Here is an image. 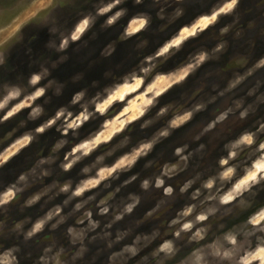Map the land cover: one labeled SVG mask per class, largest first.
<instances>
[{"label":"clouds","instance_id":"9594fccd","mask_svg":"<svg viewBox=\"0 0 264 264\" xmlns=\"http://www.w3.org/2000/svg\"><path fill=\"white\" fill-rule=\"evenodd\" d=\"M134 2L139 5L142 0ZM240 3L241 0H216L209 10L183 24L153 54L143 57L138 70L125 73L119 81L91 95L85 88L75 91L68 105L58 106L45 119L41 120L45 112L41 101L54 82L49 67L32 71L26 86L0 83V126L26 110L29 121L40 120L34 130L25 128L0 142V264H264V202L254 207L258 200L264 201V80L249 82L264 68V55L255 63L249 62L245 71L228 79L224 86L213 87L209 99H195L170 115L168 105L160 104L161 99L208 61L218 59L215 54L226 53L230 45L228 41L217 42L211 53L200 50L172 71L156 67V61L216 26ZM121 4L122 0H101L94 14L82 15L70 32L61 35L56 52H66L82 41L97 17H106L105 27L115 25L126 14L123 7L118 8ZM166 6L171 7L168 0L161 5V13ZM174 11L176 17L183 15L180 7ZM149 23L147 14L132 15L121 38L136 36ZM231 28L224 25L220 34L226 35ZM236 36L240 37L241 32ZM114 52L110 43L100 49V55L105 57ZM61 92L57 87L56 95ZM216 107L220 110L216 111ZM152 109H156L157 117L169 115L167 124L129 144L130 128L141 121V129L152 124L151 119H146ZM201 113H208V118L191 141L172 146L171 158L142 177L137 166L144 172L153 169L157 146L192 125ZM93 121L96 127L86 129ZM237 122L245 126L235 136L223 138L215 169L206 171L202 161L217 147L209 148L212 139ZM54 127L59 138L47 153L37 154L29 167L5 182L2 170ZM78 165L82 166L76 178H63ZM56 169L64 174L62 178L56 177ZM190 169L194 174L179 185L174 183ZM38 181H47L43 190L25 195L28 187ZM132 185H137L139 191L130 190ZM146 195L155 197L152 206L144 211L146 219L157 217L169 202L183 198L181 206L169 213L164 226L173 230L170 235H164L161 226L146 231L120 227L141 207ZM42 200L50 202L43 214L16 223L4 219L12 210L25 212ZM234 209L249 214L231 227L216 224L213 234L210 218L227 217ZM46 233L58 234V238L40 243L39 238ZM35 246L39 247L34 253L30 248Z\"/></svg>","mask_w":264,"mask_h":264},{"label":"rangeland","instance_id":"374dc122","mask_svg":"<svg viewBox=\"0 0 264 264\" xmlns=\"http://www.w3.org/2000/svg\"><path fill=\"white\" fill-rule=\"evenodd\" d=\"M164 3L165 0H159V2L157 0H142V3L137 5L134 0H122V4L118 8L123 7L126 10L125 16L122 17L125 18L126 22L132 15L137 13H144L149 16L150 23L144 31L131 38L122 39L121 33L126 26V22H120L122 18L115 25L105 27L104 20L106 17H97L96 24L93 27L94 29L98 27L97 34L91 36L88 42L83 40L76 43V45L78 44L77 50L81 48L68 56L66 61L60 58L53 61L54 57L58 55L63 57L64 55L63 53L56 55V46L61 35L70 32L76 20L82 15L94 14L95 9L100 6L101 0H0V59L4 61L0 64V83H11L14 78L12 83H18L21 86L27 84L28 77L8 76L5 68L18 67L22 70L21 72L30 70L29 73H31L41 66L49 67L54 82L47 96L41 101L45 108L41 120L45 119L54 114L58 106L68 105L75 91L85 88L91 95L98 89L102 90L104 87L119 81L125 73L134 69L138 70L139 61L143 57L153 54L183 24L189 23L199 13L209 10L216 3V0H182V3H177V0H168L171 7L166 6L161 13L160 8ZM176 7L183 9V15L180 17L175 16L174 9ZM224 25H232V28L226 35H221L220 28ZM93 28L92 30H94ZM238 31L241 32L240 37L236 36ZM220 41H228L230 47L226 53L215 54L216 57H219L218 59L214 57L208 61L185 83L177 85L161 99L160 104L168 105L169 115L174 111H179L180 107L187 106L189 102L195 99L200 97L201 100L209 99L213 95V87L224 86L228 79L245 71V66H250L249 62L255 63L260 56L264 55V0H241L240 5L233 14L222 17L216 26L208 29L198 38L187 41L179 51L173 50L174 54L156 61L157 70L172 71L183 63H187L200 50H208L211 53V49ZM109 43L115 48V52L113 55L108 56V59H105V56L104 59H99L97 53L98 51L100 53V46L104 47ZM68 50H70V47ZM74 56L76 63L70 60H74ZM53 64L56 65L55 68H52ZM108 69L109 71H107ZM256 79L264 80V68L259 69L255 76L249 79V82H254ZM57 87L62 89L60 95H56ZM220 103L221 101L218 100L217 104ZM217 110H220V108L216 107ZM155 113L156 109H152L146 117V119L153 121L148 128L141 129V121L129 129V133L132 134L129 138V144L142 137L152 135L159 127L167 124L169 115L157 117ZM207 118L208 113L199 114L192 122L194 128L199 124H203ZM39 122L40 120L29 121L26 110L8 124L0 126V142L6 140L12 134L25 130V128L34 130ZM96 123V121H93L89 126H86V129L96 127ZM244 126V122L230 124L225 127L224 132L220 133L218 138L214 137L212 139L209 148L211 149L212 145L217 147L202 161L206 171L215 169L216 158L222 151L219 145L222 143L223 138L235 136ZM178 131L176 132L183 136L179 137L181 141H177L175 145L191 141L192 137L187 134L189 130L186 134L184 128ZM58 138L59 133L55 131V127L38 137L39 143L34 144L32 148L26 150L24 154L17 157L2 170L5 182L13 180L15 173L19 170L29 167L37 154H46ZM74 142L69 141V143ZM192 146L195 147V144ZM108 147L111 146H105L101 151H106ZM160 148L163 149L160 150L163 156L156 155L155 160L164 157V150L168 148L166 141L157 146V149ZM169 158L166 157V159ZM81 166L78 165L73 172L65 177L59 169H56V177L67 178L71 176L76 178V172ZM158 168L159 165L156 164L153 169L144 172L138 165L136 170H139L143 177L144 175H150L152 171H156ZM46 183L47 181H38L36 185L29 186L25 195L42 191V185H46ZM130 190L139 191L137 185L130 186ZM153 197L146 195L141 207L137 209L132 217H127L120 227H130L134 231L148 230L150 228L149 220L144 217V211L145 205ZM262 197H264V194H262ZM262 202L264 201L258 200L254 207L259 206ZM49 206L50 202L42 200L40 204L32 209L25 210V212L14 209L4 219L16 223L23 221L26 217L35 218L43 214ZM239 212L244 211L234 209L231 215L227 217L220 216L219 219L226 227H231L235 224V216ZM213 232H216V230ZM53 238H58V234L46 233L39 238V242L43 243ZM38 247L35 246L30 250L35 253L38 251Z\"/></svg>","mask_w":264,"mask_h":264},{"label":"flooded vegetation","instance_id":"af4514ba","mask_svg":"<svg viewBox=\"0 0 264 264\" xmlns=\"http://www.w3.org/2000/svg\"><path fill=\"white\" fill-rule=\"evenodd\" d=\"M123 21L126 22L125 18H122L120 22H123ZM97 31H98V27L96 29H94V30L91 29V31L86 35V37L84 39H82V41L83 40H86L88 42L91 39V36L97 34ZM77 45L76 44H73V45L70 46V50H67L66 52H63V54H64L63 55L64 61L67 60V57L68 56H71L73 53L77 52L81 48L80 47L77 50V48H76ZM102 47L100 46V49H102ZM21 50H22V47H21ZM58 54L59 53H57L56 55H58ZM97 56L99 57V59L100 58H103L104 59V56H101L100 53H99V51L97 53ZM59 58H61V56L59 57V55H58V56H56V57L53 58V61H56ZM105 59H108V58L106 57ZM70 60L76 63L75 56H74V60H72V59H70ZM10 66H13V65H10ZM21 71L22 70L20 68H18V67H15V68H11L10 67L9 69H6L5 68L6 75H8V76H11V77L13 76L14 77V75H19V76L29 77V75H30L29 71L30 70H26V71H23V72H21ZM107 71H109V69ZM26 73H27V75H26ZM13 79H12V81H13ZM12 81H11V83H12ZM180 109H181V107H180ZM217 111H219V110H217ZM200 125L201 124L197 125L196 128H194V124L192 126L191 125L186 126L184 128L185 134L189 130V132L187 134L189 135V137H192L193 134L195 133L196 129L198 127H200ZM178 132H176L175 134H173V136L169 140L166 141V143L168 144V148L164 150V157H162L161 159H156L155 160V165L156 164L160 165L159 162L161 163L163 160H166V157H170L171 158V151H172V148L171 147L173 145H175V143L177 141H181V139H179V137H182L183 136V135H179ZM160 150L162 151L163 149H161V148L160 149H157L155 151V153H153V157H156V155H162L160 153ZM208 171H212V170H208ZM192 174H194L193 171L192 170H189L188 173L183 174V175L177 177L175 179L174 183L177 184V185H179L180 183H182L184 181L185 178H187V176L192 175ZM154 199H155V197H153V199L150 202H148V204L145 205L146 206L145 207V210L147 208H149V207L152 206V204L154 202ZM182 202H183V198H179L176 201L169 202V204L164 209L161 210V212L157 215V217L148 219L149 220V226L150 227H152V226H161V227L166 226L167 225V222H168L169 213H174L175 209L178 208V207H180L181 204H182ZM248 214H249L248 212H241V213L239 212V213H237L236 216H235L236 217V220H234V223L235 224L240 223L242 220H244L246 218V216ZM220 216L221 215H218L216 217L210 218V220H209V224H211L213 226V231L216 230L215 229V225L218 224V223H221V220L219 219ZM148 230H149V228H148ZM172 231H173L172 229H168V228L164 227V233L163 234L167 236V235H170V233ZM213 234H215V232H213Z\"/></svg>","mask_w":264,"mask_h":264}]
</instances>
